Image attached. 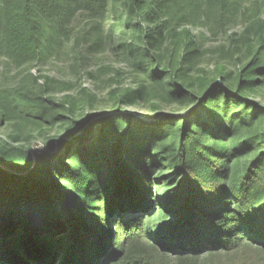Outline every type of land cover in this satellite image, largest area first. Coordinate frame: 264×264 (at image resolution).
Instances as JSON below:
<instances>
[{
	"label": "trees",
	"instance_id": "obj_1",
	"mask_svg": "<svg viewBox=\"0 0 264 264\" xmlns=\"http://www.w3.org/2000/svg\"><path fill=\"white\" fill-rule=\"evenodd\" d=\"M110 2L0 0V60L46 63L72 41L78 15L86 48L100 49ZM123 3L150 73L121 106L31 153L19 126L33 114L43 126L48 109L0 90V126L16 128L0 141V264H264V107L249 100L264 86V0ZM240 16L258 40L236 75L222 69L224 85L194 77L198 38L177 28ZM175 34L178 46L163 52ZM145 99L192 103L179 116L123 111Z\"/></svg>",
	"mask_w": 264,
	"mask_h": 264
},
{
	"label": "rangeland",
	"instance_id": "obj_2",
	"mask_svg": "<svg viewBox=\"0 0 264 264\" xmlns=\"http://www.w3.org/2000/svg\"><path fill=\"white\" fill-rule=\"evenodd\" d=\"M183 28H189L197 36L200 46V58L194 64V77L216 80L213 84L219 81L224 85L220 78L222 69L236 75L240 58L246 59L249 55L251 45L248 39L254 43L258 40L255 27L242 16L223 27L210 23L206 27L180 25L177 32H182ZM73 29L72 41L65 43L46 63L17 69L7 67L6 61L0 60V90H11L18 101L33 104L44 102L42 104L48 109L49 119L44 120L43 126L36 128L31 124L36 122L34 114L19 126L20 138L28 140L22 146L31 153L43 149L52 140L56 143L59 138L68 140L75 123L115 110L121 106L118 103L120 95L136 89L140 82L148 79L150 60L145 55L136 23L128 19L123 0L110 2L100 49L86 48L88 43L84 44V41H90L87 37L89 27L79 15L73 21ZM178 35L168 37L163 52L167 53L178 46ZM146 86L148 91L155 90L158 95L162 92L161 87L150 80ZM249 98L264 107V86ZM191 103L189 99L174 104L162 102L161 108L155 109L150 99H145L141 106L127 107L123 111L143 116L157 112L179 116L189 109ZM15 131L12 124L3 122L0 141L7 142V136ZM10 145L16 149L22 148L19 144Z\"/></svg>",
	"mask_w": 264,
	"mask_h": 264
},
{
	"label": "water",
	"instance_id": "obj_3",
	"mask_svg": "<svg viewBox=\"0 0 264 264\" xmlns=\"http://www.w3.org/2000/svg\"><path fill=\"white\" fill-rule=\"evenodd\" d=\"M218 83H219V81H218ZM221 84V83H220ZM222 85V84H221Z\"/></svg>",
	"mask_w": 264,
	"mask_h": 264
}]
</instances>
